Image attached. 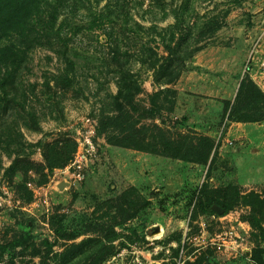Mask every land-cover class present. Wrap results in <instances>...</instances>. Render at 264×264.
Here are the masks:
<instances>
[{
  "label": "rangeland",
  "instance_id": "1",
  "mask_svg": "<svg viewBox=\"0 0 264 264\" xmlns=\"http://www.w3.org/2000/svg\"><path fill=\"white\" fill-rule=\"evenodd\" d=\"M53 2L1 105L0 264H264V0Z\"/></svg>",
  "mask_w": 264,
  "mask_h": 264
},
{
  "label": "trees",
  "instance_id": "2",
  "mask_svg": "<svg viewBox=\"0 0 264 264\" xmlns=\"http://www.w3.org/2000/svg\"><path fill=\"white\" fill-rule=\"evenodd\" d=\"M56 20L57 7L53 0H0V36L7 41V45L0 46V91L4 94L3 99L0 95V113L8 112V108H1L3 102L8 104V101H5L8 95L6 87L17 80L19 67L22 68L25 64L23 60L27 52L41 44L42 38L54 31ZM120 58L121 55L117 52L112 62H118ZM64 76L59 78L61 83L65 88H71L73 80L68 75ZM259 92L258 87L250 78L244 79L236 99L237 105H252L255 99L259 98ZM249 121L259 122L260 119ZM207 142L209 159L211 154L217 150V146L211 139ZM49 159L47 157V162L52 166H61L68 161L63 153H57ZM229 196L225 194L224 197L218 195L206 198L200 203V207L207 214H216L213 208L219 207L222 209V215L225 216L234 211L240 203L239 200L228 199ZM242 203L251 209L248 222L264 238V226L259 220L260 213H264V200L256 194H251L245 196Z\"/></svg>",
  "mask_w": 264,
  "mask_h": 264
},
{
  "label": "built area",
  "instance_id": "3",
  "mask_svg": "<svg viewBox=\"0 0 264 264\" xmlns=\"http://www.w3.org/2000/svg\"><path fill=\"white\" fill-rule=\"evenodd\" d=\"M86 159H87V157H86V151L80 150L76 154L75 159L72 161L70 168H72V167H78V168H80V166L82 165V163Z\"/></svg>",
  "mask_w": 264,
  "mask_h": 264
},
{
  "label": "water",
  "instance_id": "4",
  "mask_svg": "<svg viewBox=\"0 0 264 264\" xmlns=\"http://www.w3.org/2000/svg\"><path fill=\"white\" fill-rule=\"evenodd\" d=\"M67 184H65V183H61L60 185H59V188H64L65 186H66ZM217 209H216V211L217 212H219V209L221 210V212H219V213H221L222 214V209L221 208H219V207H216Z\"/></svg>",
  "mask_w": 264,
  "mask_h": 264
},
{
  "label": "crops",
  "instance_id": "5",
  "mask_svg": "<svg viewBox=\"0 0 264 264\" xmlns=\"http://www.w3.org/2000/svg\"><path fill=\"white\" fill-rule=\"evenodd\" d=\"M227 136H228L227 138H230V137H233V136H234V134L228 133V135H227Z\"/></svg>",
  "mask_w": 264,
  "mask_h": 264
},
{
  "label": "bare ground",
  "instance_id": "6",
  "mask_svg": "<svg viewBox=\"0 0 264 264\" xmlns=\"http://www.w3.org/2000/svg\"><path fill=\"white\" fill-rule=\"evenodd\" d=\"M161 233L158 234V236L160 235Z\"/></svg>",
  "mask_w": 264,
  "mask_h": 264
}]
</instances>
